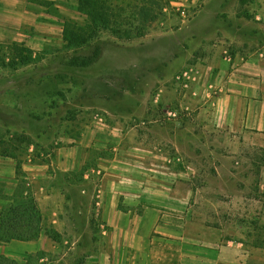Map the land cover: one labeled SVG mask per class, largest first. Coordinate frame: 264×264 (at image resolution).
I'll use <instances>...</instances> for the list:
<instances>
[{"label": "rangeland", "instance_id": "1", "mask_svg": "<svg viewBox=\"0 0 264 264\" xmlns=\"http://www.w3.org/2000/svg\"><path fill=\"white\" fill-rule=\"evenodd\" d=\"M171 6L138 38L125 30L103 31L83 47L64 43L39 51L0 42V194L13 197L26 187L36 199L40 184L69 186H62L69 204L58 207V217L53 208L39 207L42 243L41 237L33 240L39 244L30 251L12 240L0 245L1 255L19 264L92 260L108 230L95 197L103 172L89 164L64 173L52 164L57 150L78 146L64 137L77 140L95 119L123 133L137 125L141 133L171 137L158 147L170 150L167 162L184 177L166 188V196L189 194L188 210L199 225L221 230L223 240L264 250L260 149L252 136L213 130L199 110H182L179 94L189 89L176 80L182 71L213 66L223 57L264 52V0H181ZM64 18L80 25L86 19ZM98 46L102 54L90 66H70L72 57L88 58ZM36 52L43 57H33ZM161 90L175 95L155 103ZM165 111H178V119L171 122ZM30 164L45 169L38 173ZM38 175L54 179L39 181ZM8 204L1 200L0 211ZM257 257L264 262V251Z\"/></svg>", "mask_w": 264, "mask_h": 264}, {"label": "crops", "instance_id": "2", "mask_svg": "<svg viewBox=\"0 0 264 264\" xmlns=\"http://www.w3.org/2000/svg\"><path fill=\"white\" fill-rule=\"evenodd\" d=\"M77 5V0H0V42H17L31 49L36 46L38 51L45 45H63L64 17L81 15ZM40 55L36 52L33 57L41 59ZM191 70L198 81L192 90L179 94V100L183 98L181 108H195L205 114L213 130L252 136V144L260 149L258 177L264 192V52L235 59L223 57L213 66ZM165 94L171 98L175 95L161 90L155 103ZM138 127L129 126L123 133L95 119L77 140L64 137L77 141L78 146L59 149L53 158L52 165L59 172H78L89 164L103 172L95 197L99 199L100 219L108 230L102 231V243L85 264H264L257 257L258 251L264 250L257 246L251 250L244 241L223 240L221 230L199 225L188 210L189 194L183 198L180 193L169 192L166 196V188L172 189L175 182L181 184L184 177L168 163L170 150L158 147L171 137L141 133ZM29 166L38 173L45 169ZM37 177L34 180L54 179L52 175ZM56 185L40 184L36 199L41 209L51 207L58 217V207L69 204L62 191L69 186ZM167 204L173 208L167 210ZM17 243L31 246L30 251L39 244Z\"/></svg>", "mask_w": 264, "mask_h": 264}, {"label": "trees", "instance_id": "3", "mask_svg": "<svg viewBox=\"0 0 264 264\" xmlns=\"http://www.w3.org/2000/svg\"><path fill=\"white\" fill-rule=\"evenodd\" d=\"M177 0H77L76 10L85 16L84 25L66 22L63 39L70 47H83L89 40L103 31L112 34L123 30L129 35L142 37L154 22L165 15L166 8ZM98 46L88 58L72 57L70 66L88 67L101 56ZM9 202L0 211V245L17 241H33L40 237L42 214L33 193L19 187L15 196H2L0 203ZM0 264H19L0 254Z\"/></svg>", "mask_w": 264, "mask_h": 264}, {"label": "built area", "instance_id": "4", "mask_svg": "<svg viewBox=\"0 0 264 264\" xmlns=\"http://www.w3.org/2000/svg\"><path fill=\"white\" fill-rule=\"evenodd\" d=\"M176 80L177 82L182 84V87L190 90L191 86L198 81V77L196 73L190 69V70L182 71ZM194 96H195V93H194ZM182 110H189V109L186 107H182ZM165 116L167 117L168 120H173V119L177 120L179 116V112L178 111H165Z\"/></svg>", "mask_w": 264, "mask_h": 264}]
</instances>
